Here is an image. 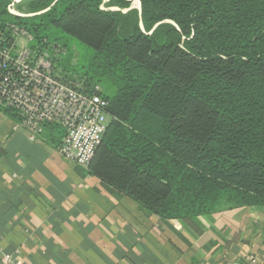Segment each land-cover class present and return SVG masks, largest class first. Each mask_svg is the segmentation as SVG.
Listing matches in <instances>:
<instances>
[{
  "label": "trees",
  "instance_id": "1",
  "mask_svg": "<svg viewBox=\"0 0 264 264\" xmlns=\"http://www.w3.org/2000/svg\"><path fill=\"white\" fill-rule=\"evenodd\" d=\"M137 1L0 0V30L64 48L63 68L100 86L111 121L86 174L203 253L215 213L264 208V0Z\"/></svg>",
  "mask_w": 264,
  "mask_h": 264
},
{
  "label": "crops",
  "instance_id": "2",
  "mask_svg": "<svg viewBox=\"0 0 264 264\" xmlns=\"http://www.w3.org/2000/svg\"><path fill=\"white\" fill-rule=\"evenodd\" d=\"M8 111L0 108V255L18 250L16 264H239L264 253V208L215 213L221 237L198 253L180 222L109 192L45 136L29 142Z\"/></svg>",
  "mask_w": 264,
  "mask_h": 264
},
{
  "label": "built area",
  "instance_id": "3",
  "mask_svg": "<svg viewBox=\"0 0 264 264\" xmlns=\"http://www.w3.org/2000/svg\"><path fill=\"white\" fill-rule=\"evenodd\" d=\"M11 7L9 13L19 15ZM63 57H67L64 48L50 44L41 49L20 27L9 25L0 30V108L16 115L15 128L31 143L42 140L47 127L58 129L61 136L56 151L86 169L111 117L100 86L65 70ZM18 257L15 250L1 253L0 260L16 264ZM239 264H264V253L249 254Z\"/></svg>",
  "mask_w": 264,
  "mask_h": 264
},
{
  "label": "rangeland",
  "instance_id": "4",
  "mask_svg": "<svg viewBox=\"0 0 264 264\" xmlns=\"http://www.w3.org/2000/svg\"><path fill=\"white\" fill-rule=\"evenodd\" d=\"M13 1V0H12ZM109 1V0H108ZM108 1H104L103 0V2H104V4H103V9H105V10H114V8H107V3H108ZM21 2H24V0H22ZM20 3V2H19ZM133 3H134V0H132V3H131V7L132 8H134V9H138V8H135L134 6H133ZM11 10L12 11H14L15 13H17V14H19L18 12H17V10H15V6H12L11 7ZM20 15V14H19ZM74 61L75 62H79L80 61V54H81V50L77 47V46H74ZM66 58L67 57H63V61H62V63L64 64L65 63V61H66Z\"/></svg>",
  "mask_w": 264,
  "mask_h": 264
},
{
  "label": "bare ground",
  "instance_id": "5",
  "mask_svg": "<svg viewBox=\"0 0 264 264\" xmlns=\"http://www.w3.org/2000/svg\"><path fill=\"white\" fill-rule=\"evenodd\" d=\"M15 3H19V2H21L22 0H13ZM105 2L106 1H108V0H104ZM133 6L135 7V8H139V2L137 1V0H135L134 1V3H133Z\"/></svg>",
  "mask_w": 264,
  "mask_h": 264
},
{
  "label": "water",
  "instance_id": "6",
  "mask_svg": "<svg viewBox=\"0 0 264 264\" xmlns=\"http://www.w3.org/2000/svg\"><path fill=\"white\" fill-rule=\"evenodd\" d=\"M13 3H15V2L13 1ZM130 9H134V8L131 7ZM136 10L140 11V4H139V8Z\"/></svg>",
  "mask_w": 264,
  "mask_h": 264
}]
</instances>
